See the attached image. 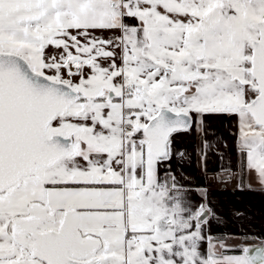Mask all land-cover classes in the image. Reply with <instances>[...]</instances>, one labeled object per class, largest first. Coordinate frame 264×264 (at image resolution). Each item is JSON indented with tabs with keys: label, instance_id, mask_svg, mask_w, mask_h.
Masks as SVG:
<instances>
[{
	"label": "snow or ice",
	"instance_id": "1",
	"mask_svg": "<svg viewBox=\"0 0 264 264\" xmlns=\"http://www.w3.org/2000/svg\"><path fill=\"white\" fill-rule=\"evenodd\" d=\"M208 115L264 193V0H0V264H264L160 179Z\"/></svg>",
	"mask_w": 264,
	"mask_h": 264
},
{
	"label": "crops",
	"instance_id": "2",
	"mask_svg": "<svg viewBox=\"0 0 264 264\" xmlns=\"http://www.w3.org/2000/svg\"><path fill=\"white\" fill-rule=\"evenodd\" d=\"M205 123V135L201 139H207L212 144L207 153V171L197 156L196 133L180 134L176 137V147L184 150L186 155L183 160L178 157L173 159L169 171L160 172V179L171 186L174 177L177 187L185 191L186 199L193 205L201 204V196L207 191V199L218 217L210 221L208 230L218 245L220 238L229 247L260 244L264 241V193L237 188L238 183H247L245 175L242 182L239 181L236 168L238 153L232 135L236 131V121L226 116L208 115ZM226 169L236 173L237 183L234 185L221 183L220 176ZM244 236L246 240H243ZM230 240L236 243L231 246Z\"/></svg>",
	"mask_w": 264,
	"mask_h": 264
},
{
	"label": "rangeland",
	"instance_id": "3",
	"mask_svg": "<svg viewBox=\"0 0 264 264\" xmlns=\"http://www.w3.org/2000/svg\"><path fill=\"white\" fill-rule=\"evenodd\" d=\"M231 177L232 178L227 183H229V185H234L235 183H237L236 173L231 171ZM245 178H246L247 185H249L251 187H260V185L257 183L256 176L254 173L245 174ZM222 184H224V183H222ZM235 243H236V241L234 242V240H230L231 246L234 245Z\"/></svg>",
	"mask_w": 264,
	"mask_h": 264
},
{
	"label": "trees",
	"instance_id": "4",
	"mask_svg": "<svg viewBox=\"0 0 264 264\" xmlns=\"http://www.w3.org/2000/svg\"><path fill=\"white\" fill-rule=\"evenodd\" d=\"M199 139H201V138H199ZM198 138L196 137V143H197V146H198ZM239 172V171H238ZM243 178H244V176L243 177H241L240 176V174H239V181L240 182H242V180H243ZM247 239V237L246 236H244V238H243V240H246ZM236 248H242L243 246H241V245H237V246H235ZM227 253H229V254H233V253H239V252H227Z\"/></svg>",
	"mask_w": 264,
	"mask_h": 264
},
{
	"label": "water",
	"instance_id": "5",
	"mask_svg": "<svg viewBox=\"0 0 264 264\" xmlns=\"http://www.w3.org/2000/svg\"><path fill=\"white\" fill-rule=\"evenodd\" d=\"M257 246H264V241L260 244H252V245H247V247H250V248H255Z\"/></svg>",
	"mask_w": 264,
	"mask_h": 264
}]
</instances>
